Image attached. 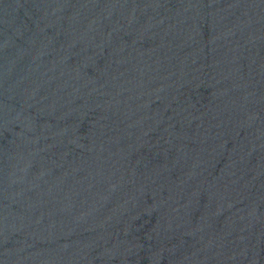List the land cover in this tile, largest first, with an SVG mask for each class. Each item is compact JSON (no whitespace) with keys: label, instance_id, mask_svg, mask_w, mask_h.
I'll use <instances>...</instances> for the list:
<instances>
[{"label":"water","instance_id":"obj_1","mask_svg":"<svg viewBox=\"0 0 264 264\" xmlns=\"http://www.w3.org/2000/svg\"><path fill=\"white\" fill-rule=\"evenodd\" d=\"M0 264H264V0H0Z\"/></svg>","mask_w":264,"mask_h":264}]
</instances>
